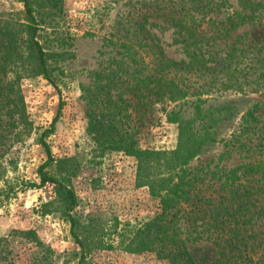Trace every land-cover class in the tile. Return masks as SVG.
Here are the masks:
<instances>
[{"label":"rangeland","instance_id":"1","mask_svg":"<svg viewBox=\"0 0 264 264\" xmlns=\"http://www.w3.org/2000/svg\"><path fill=\"white\" fill-rule=\"evenodd\" d=\"M149 1L154 0H29L25 6L22 0H0V264H79L82 248L61 210L56 184L40 185L39 167L46 161L47 172L65 178L75 191L72 214L78 221L107 223L104 244L87 255V264H170L155 252H131L118 245L121 237L114 225L123 232L161 208L148 186L137 181L138 157L107 148L91 130L92 112L98 108L92 110L90 99L106 80L104 72L117 69L118 61H124L122 68L130 62L128 46L136 44L143 53L141 43L149 32L170 56L182 55L174 28L161 18L144 23L141 13ZM231 2L222 16L237 7ZM35 40L54 54L48 56L47 74L34 53ZM227 42L237 47L264 42V17L263 24L238 27ZM201 83L193 77L192 91L202 90ZM210 93L209 103L234 108L231 118L218 126L223 140L201 155V161L215 165L230 148L226 141L248 108L261 103L258 113L264 117V86L246 92L215 88ZM130 113V123L138 126L135 148L177 146L178 124L167 121L162 104L148 109L139 105V111ZM42 139L50 145L51 157ZM239 161L240 155L231 151L221 163ZM189 248L199 264L222 260L212 243H189Z\"/></svg>","mask_w":264,"mask_h":264},{"label":"trees","instance_id":"2","mask_svg":"<svg viewBox=\"0 0 264 264\" xmlns=\"http://www.w3.org/2000/svg\"><path fill=\"white\" fill-rule=\"evenodd\" d=\"M22 1L28 6L29 0ZM231 1H149L141 13L144 23L155 17L174 28L181 57L170 56L147 32L141 43L143 53L136 44L128 46L130 62L122 68L124 61H118L117 69L104 72L106 80L90 99L92 110L98 108L92 112L91 130L107 148L138 157L137 181L148 186L161 208L123 232L118 224L113 226L121 237L118 245L127 251L155 252L170 264H199L189 243L203 241L212 243L222 258L215 264H264V117L258 113L262 104L257 102L245 111L239 129L226 141L230 148L215 165L201 161L204 152L223 140L219 124L234 114L232 106L209 103L210 92L215 88L246 92L264 86V42L242 47L227 42L241 25L263 24L264 0H234L233 13L222 16L224 9L234 5ZM37 30H31L33 39ZM32 47L47 74L48 56L54 54L37 40ZM193 77L202 80V90L192 91ZM156 102L162 104L167 121L178 124V143L172 150L135 148L138 126L130 123V111H139V105L148 109ZM181 102L191 110L179 106ZM41 142L51 157L50 145ZM231 151L240 155V161L232 166L221 163L231 157ZM49 164L39 167L40 185L56 184L61 210L82 248L79 264H87V255L104 244L107 223L94 218L86 225L78 221L72 214L77 205L75 191L65 178L47 172Z\"/></svg>","mask_w":264,"mask_h":264}]
</instances>
